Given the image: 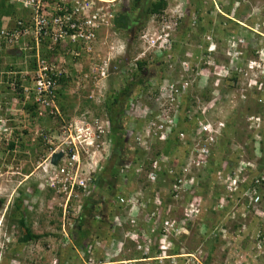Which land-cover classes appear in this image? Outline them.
<instances>
[{
	"label": "rangeland",
	"instance_id": "374dc122",
	"mask_svg": "<svg viewBox=\"0 0 264 264\" xmlns=\"http://www.w3.org/2000/svg\"><path fill=\"white\" fill-rule=\"evenodd\" d=\"M168 1V12L170 14L168 16L175 17L183 22V25L181 24L182 27L180 25L179 29L172 28L170 30V47H154L139 40L140 35L150 26L161 30L160 19L153 18L144 27H141L142 24L134 27L138 35L135 43L129 48V56L133 59L131 64L135 63L137 57L143 55L145 56L143 59L149 57L152 61H156V65L161 66V69L165 67L164 72L161 73L159 69L157 71V68L153 67L155 66L153 63H150L151 68H153V72L151 70L150 72L153 74L157 73L164 78L160 92L168 84V81L175 82L185 77L184 64L186 65L187 60H189L188 64L192 70H188L187 74L190 76L188 77L191 79L193 86L188 89L186 95L177 98L175 102H165L166 107L171 110L178 109L182 98L184 99V105L181 106L188 115L190 114L191 119L198 117L199 123L202 118L203 120L211 121L222 119L226 122V134L231 136L232 145L226 146L228 151L225 153L221 151L222 149H218L222 139L215 146L213 159L216 162H220V166H217V173L203 170L201 173L196 174L192 192L187 191V195L180 203L184 206V204L188 203V199L198 195L204 206L205 204H211L213 207L217 202H223L221 192L223 187L218 185L219 182L217 180L219 172L224 173L226 176H235L236 170L241 166V162L255 161L257 163L256 168H248L243 171L242 179L249 175L250 170L259 169V173L261 172L264 175V169L260 170L258 168L262 158V137L257 133L259 127L254 125L252 127L249 121L250 115L256 114L258 106H255V103L252 104L253 101L251 102L249 99L245 100L247 92L249 97L252 98L251 96L254 92L258 95V93L260 94L263 91L261 83H264V77L259 74L260 69L249 68L247 65L248 56L247 58L244 56L241 59L239 54L234 53L235 48L233 45V41L239 38L250 42L248 52L253 49H264V38L249 30V27L257 29V23L264 25V0H207L208 3L204 6V16L205 19H208V21L206 20L207 23L209 22L207 24L208 30L200 34H198V20L196 21V16H194L193 12L194 7L189 5L191 0ZM203 1L206 2V0ZM188 10L193 12L192 16L189 15ZM185 28H188L189 31L186 32ZM258 29L261 33H264V27ZM117 37L113 30H110L109 34L105 31L98 39L96 47L92 48L91 53L83 52L80 62L75 61L74 64L71 62L67 64L66 70L71 81L63 88V92L67 97L65 99V103L68 105L67 108H71L72 111L63 112L65 119L75 117L78 110L77 114L84 112L83 108L91 110L95 115L103 113L99 112V108H95V106L98 105L100 106L99 110L102 109L101 106L105 102V92L111 88L110 78L108 77L109 79H105L102 82L93 83L83 77L86 74H90L91 67H94V64L99 67L105 60H112L121 56L117 55L121 52V48L114 45L119 40ZM112 46H115V48L113 49ZM209 48L216 50L212 56L215 57L214 61L218 68L205 63L204 57L201 56L202 53H207ZM244 48L248 49L245 46ZM122 57L124 55L119 58ZM4 60L2 59V61ZM165 62L166 64H164ZM110 63L113 64V62ZM110 63L108 66L112 70ZM194 69H197V71ZM225 70L229 71V75L231 72H236L239 77L238 83L233 88H228V90L224 88V81L228 76V73H224ZM256 80L258 82L257 85ZM210 90L212 99L206 102L205 97H210ZM149 97H143L138 99V101L134 99L135 101H133L134 104L138 103L141 107L138 108L140 117L144 112L150 118H154L160 113V111L158 112L159 101L157 99L154 101ZM259 97L261 96L259 95ZM0 98V112L3 115L5 114V116L0 114L2 116L0 119L6 116H13L11 121L19 127L18 132H22L23 129L28 132L24 142L28 141L27 143L29 144L25 150L20 151L17 148L14 152H10L7 151V145H4L6 138L4 136L0 137V145L3 144L0 146V264L99 263L97 260L101 258L98 257L91 261L84 254L81 255L82 252L79 253L76 249H73L71 243L65 244L62 242L58 230L59 223L60 221L69 222V224L72 222L65 219L64 216L57 215L62 208L61 204L65 202L63 201L65 198L46 199V193L48 192V181L46 178L48 179V175L52 171L49 167L46 168V165H43V158L46 155L44 138L37 137L38 135L35 132L39 129H46L48 132V128L53 126V124L58 125L59 121H52L51 118H48L42 123L36 122V120L34 121V119L27 117L25 113L9 109L8 94H4ZM215 100L217 103H213ZM71 102H75L74 107H70ZM130 107L128 108V117H126L128 123L126 126L132 129L133 118H135L136 113L133 112L132 114ZM250 109L253 112H249ZM188 110H191V112H188ZM151 113L153 114L150 115ZM90 115L92 116L93 114ZM104 115L105 113L101 116H107V114ZM43 118H46V116ZM21 119H25L26 123L20 124L19 120ZM37 124L39 125L37 126ZM10 125L13 127L12 124ZM14 138L16 140V135H14ZM33 138L34 140H32ZM39 138L42 139V144H37ZM163 147V144L155 145L154 151H148L147 155L153 159L156 150ZM184 155L183 145L180 149H174L168 166L177 170L178 164H181L184 159ZM230 160L233 161L232 166L228 165ZM105 175L108 176L109 174L106 172ZM141 178H143V181L140 182L141 185H150V183H147L148 178L145 173L144 175L131 176L130 180L136 182ZM172 182L167 183L169 187H171ZM125 183L129 184L128 178ZM259 187L257 194L264 198V185L260 184ZM217 191H219V196ZM108 194L111 193L108 192ZM19 196L25 199V208L28 210L27 217L28 221L32 222L33 231L40 235H46L40 241L28 245L19 244L20 232L18 224L16 219L12 217V213L15 211L14 205L19 200ZM106 198L108 200L109 197ZM234 198L236 203L233 208L225 209L221 212L220 210H213L214 207H207L208 210L204 211L200 219L197 217L193 220V228L185 229L184 227V237L176 242L177 247L182 249L180 258L190 259L191 262L189 264H193L194 260V264H205L204 261L207 256H211L212 253V260H209L208 264H264V237H261L264 236V206L260 204L254 205L250 203V200L247 203L245 197L239 199L235 195ZM106 203L108 202L106 201ZM181 205H179V211L183 208ZM147 216L145 212L144 221L146 222L147 218L149 219ZM180 216L179 218L184 220L182 214ZM65 224L68 225L67 223ZM65 230L70 234L71 228L66 226ZM58 235L60 236L55 237ZM218 237L222 238L221 244L215 242V238ZM134 251L135 249L127 251L128 256L125 258L122 256L121 260L132 258V256H129L132 253L136 254ZM191 256H193L194 260L191 259ZM148 263L139 261L137 264ZM181 264H184V262L181 261ZM185 264H187V261Z\"/></svg>",
	"mask_w": 264,
	"mask_h": 264
},
{
	"label": "built area",
	"instance_id": "2783aa9c",
	"mask_svg": "<svg viewBox=\"0 0 264 264\" xmlns=\"http://www.w3.org/2000/svg\"><path fill=\"white\" fill-rule=\"evenodd\" d=\"M5 1L14 3L25 10L28 13V21L18 20L15 22L19 28H24V30L19 31L12 29L11 25L14 21L12 18H4L0 29V49L3 47L13 48L24 36H32L37 45L42 41L50 40V48L59 44L76 45V48L81 47L84 52L91 53L92 48L99 39V33L102 30L109 32L114 26L117 16V5L121 0ZM161 20L162 34L160 33V35L155 37L156 33L150 35L148 32H145L141 36L143 43L154 47H170L169 29H172L177 22L171 26L165 16H162ZM256 27L257 29L249 27V30L264 38V33H261L258 29H261L264 25L257 23ZM160 39L162 41L158 44ZM239 41V43H243L242 39ZM233 45L234 48L238 47V43H233ZM112 48L114 49L115 46H112ZM237 49H235L234 53L240 55ZM72 55L81 56L82 53L76 51L74 48ZM257 55L259 58L251 60L250 66L260 69V73L264 74V49L258 50ZM37 57L38 67L36 71L30 74L31 78L29 84H26L24 88V93L26 99L35 94V101L40 104L41 111L39 112V117H45L44 111L46 108H49L51 110L50 114L54 115V118L58 117L60 119L58 125L55 124L53 129H48V132L45 129H39L35 134L38 135L37 137L44 138L46 155L43 158V165H46V168L49 167L52 171L49 173L47 180L48 188L54 190L55 195L53 199L65 198L63 200L65 201L64 204H61L63 216L65 219L72 221L70 224L69 222H62L63 234L67 237L69 234L65 230L66 226H71L82 211L83 198L91 196L93 190L98 185L99 177L97 173L103 169L102 161L108 160L111 156L109 151L110 141L106 140V136L111 130V121L108 118L91 116L89 113H84L68 120L64 119L62 111L55 102L56 94H54V91L60 85V77L64 73L69 76L66 70L68 62L64 57L59 58L60 60H57L58 63L48 62L41 58L39 54ZM110 60H105L99 67L94 64V67H91L90 74H86L83 78L93 83L104 81L109 77L108 64ZM190 69L192 70L188 63L184 64L185 77L175 82L168 81V84L164 86L157 99L160 108L166 105L165 102H175L177 98L182 97L191 87L192 81L187 74ZM130 105L131 113H136L133 122L138 123V121L144 120L142 131L136 133V142L141 148L150 151L151 142L165 143L170 140L177 125L176 114L178 109L171 110L165 106L164 110L160 111L156 117L150 118L145 112L140 117L138 108L141 107L138 103L134 104L132 102ZM250 122L252 127L253 125L256 127L260 126V122L255 116H251ZM19 123L24 124L26 120L21 119ZM30 124L32 125V123ZM225 125L226 122L222 119L217 121L205 119L200 122L192 135L180 134L185 150L184 159L177 170H174L171 166H167L169 174H175V177L171 180V182L173 181L170 191L172 196L171 210L179 208L181 201L187 195V191L192 192L195 176L207 167L212 152L222 136ZM14 129L18 130L19 127L17 125L16 127L9 126L6 120L0 119V136H4L7 142L15 139ZM24 131L26 130L23 129L22 132ZM16 139L19 138L16 137ZM59 153H62L63 156L59 164L55 166L52 163V158L55 154ZM240 164L241 166L236 170L235 176H226L222 172L218 173L219 185L223 187L226 194L225 198L222 199L224 204L228 202V198L233 199L236 192L241 189L244 181V177L243 179L241 177L242 172L248 168H256L254 161L241 162ZM152 167L153 169L148 173L147 177L148 180L155 183L158 177L156 173L159 170L158 162H154ZM125 173L126 171L122 170L121 175L125 176ZM136 173H144V168H136ZM254 181L258 186L263 184L264 175L256 177ZM123 188L125 189L126 187L124 186ZM133 191L134 189L127 193L128 198L122 196L118 198V204L123 207V210L115 211L116 208L114 209L112 230L116 234L113 239L103 246L105 260L94 264H135L136 262L133 259L113 261L115 256L117 258L121 254L124 246L130 240L137 243L136 248L138 251L147 252L146 248L148 246H145L146 241H140V234L146 240L147 236L145 234L147 232L139 228L141 226H139L138 222V219L142 216L141 206L144 203L141 200L144 198V192L141 189ZM254 194L255 196L250 199V203L258 205L261 202V197L257 192ZM154 205L156 206L155 214L158 215L157 210L162 206V202L160 199H155ZM181 206L183 208L180 212H182L185 220L183 225H176L169 220L171 219V212L169 208L167 209L168 218L163 220L164 232L161 234L159 240L162 256H159L158 259L161 261L170 258L168 252L172 248L171 237H178L184 231V227L186 229L185 224L198 217L200 199L194 195L187 204ZM178 212L176 211V213ZM71 215L72 217H70ZM119 238L120 240H118ZM96 245L101 247L100 240L96 242Z\"/></svg>",
	"mask_w": 264,
	"mask_h": 264
},
{
	"label": "trees",
	"instance_id": "16d2710c",
	"mask_svg": "<svg viewBox=\"0 0 264 264\" xmlns=\"http://www.w3.org/2000/svg\"><path fill=\"white\" fill-rule=\"evenodd\" d=\"M208 3L206 0H191L190 6L194 7V16H196V21L198 20V31L200 34L201 32H206L208 30L207 28V21L208 19H205V10L204 6ZM126 4V5H125ZM124 6L121 8V11L117 13L116 19H115V24L112 27L113 32L118 36L117 39L122 38V39H128V51L122 60H117V65L115 66V69L111 73V78L109 79L110 81V87L107 92H105V102L101 106L102 109H100V106H95V108H99L98 111L106 113L109 119L112 122V137H113V142H114V150H113V155L112 158L115 157V155L119 154L121 150H126L124 153L123 151L120 153L121 159L123 158L124 160H129L130 162H133L135 165L138 167H143L144 172H151L153 167L154 160L152 158H148L146 156V151L142 149L141 147H138V145L135 143V139L130 138L125 131V126L128 124L126 121V117H128V108L131 104V102L135 101L134 99H141L150 96L149 98L153 99H158L160 95V88L163 84V76H159L157 73L153 74L152 66H150V63H153L155 66L154 68H157V71L159 69V72L163 73L164 68L161 69V66L156 65V61H152L151 58L147 57L144 59H139L137 60L136 66H131L132 58L129 56L130 53V46L135 43V39L137 38V31L134 29L137 25V23L142 24L141 27L146 26L148 21L151 19L152 16L155 17H161L165 11L168 9L169 6V1L168 0H125ZM231 11V10H229ZM190 16H192V11H187ZM4 18H12L13 24L12 29H17L19 31L24 30V28H19L17 26L18 20H23V21H28V13L23 10L20 6L15 5L14 3L7 2L5 0H0V29L2 27V21ZM169 21H173V18H168ZM207 20V21H206ZM177 24L174 25L173 28L179 29L180 25H183V22H181L180 19L176 20ZM211 22V20H210ZM181 25V27H182ZM140 27V29H141ZM211 28V27H210ZM134 29V30H133ZM109 30V31H110ZM186 32L189 31L188 28H185ZM109 32L107 30H102L99 33V37L104 33ZM139 32V29H138ZM136 35V36H134ZM98 41L96 42V44ZM50 40L47 41H42L37 45L36 41L33 39L32 36L27 37L24 36L15 46L14 49L10 47H3L0 49V97L4 94L9 95V109L16 110L17 112L25 113L27 117H30L36 120V122L42 123L44 120L51 118V120L55 121H60V119L54 118V115H51L50 112L51 110L49 108H46L44 111V114L46 115V118L39 117V112L40 110V104L35 101V94L31 95L29 99H26L25 93H24V88L26 84H29L30 78H31V73L36 71L38 67V57L37 55L39 54L41 58L45 59L48 62H56L58 63L57 60H60L59 58L64 57L67 62L75 63V61L80 62L82 56H73L72 55V50L75 48L76 51H79L80 53L84 54L83 50L81 47L72 46V45H67V44H62V45H56L49 46ZM95 44V47H96ZM38 53V54H37ZM202 57H204V62L208 63V53H202ZM245 58L248 57H255V50H250L247 54L244 55ZM2 59H5L2 61ZM23 61V63H22ZM189 60H187L188 63ZM115 62L113 64H115ZM5 63V64H4ZM166 64V62L164 63ZM162 65V64H161ZM157 66V67H156ZM150 70L152 72H150ZM197 71V69H194ZM225 74L228 73L227 78H225L224 81V88L228 90V88L231 89L233 88L236 83L239 81L238 74L236 72H231L229 75V71L225 70ZM224 74V75H225ZM159 77V78H158ZM158 78V79H157ZM70 77L64 73L60 79H59V87L57 90L54 91V94H56V99L55 102L59 106L60 110L62 112H66L68 110H71V108H67L68 105L65 103V99L67 98L65 93L63 92V88L69 84L70 82ZM154 81V82H153ZM262 87L263 91L258 93L256 95V92L251 96L252 98L249 97V93L245 94V97L249 99L252 104L255 103V106H258L256 109V116L261 117V126L258 130L257 133H259L262 137L261 139V144H262V158L258 164V168L260 170L264 169V83L262 82ZM261 87V90H262ZM156 89V90H154ZM260 90V91H261ZM150 94V95H149ZM212 92L210 90L209 96H206V102L208 100L212 99L211 96ZM259 95L261 97H259ZM242 96V95H241ZM254 97V98H253ZM1 99V98H0ZM248 100V101H249ZM259 100H261L259 102ZM153 101V102H154ZM247 101V102H248ZM137 102V101H136ZM152 102V101H150ZM149 102L150 105H152ZM184 99L181 98V105L183 106ZM250 102V103H251ZM75 103V102H74ZM73 102H71L70 107H74ZM91 103V102H90ZM213 103H217L216 100ZM179 106L177 110V125L174 129V133L171 135V138L169 141L165 142L164 147L161 149V153H157V161H158V166L160 165L159 170L156 171L157 173V181L155 183L151 182L148 180V184L150 185H141V179L137 180L136 182L131 180L129 181V185H134L132 187H126L125 189L124 184L125 182H122L120 179V176L118 174L117 170V163H115V166L110 169V179L109 177L105 175V173L101 177V183L99 182V185L94 189V193L91 194L89 197H84L83 198V209L81 214L76 217L75 221V226L71 229V232L67 237L63 235V230H62V222L60 221V225L58 227V230L60 232V235L55 236V237H61V240L63 243H71L73 246H71L73 249H79L83 251L82 254L86 256L89 260H94L96 258H101L97 261L103 262L105 260V252L103 247H97L96 245L97 241H101L103 245L105 246L106 243L114 238V235L116 233L113 232L112 230V217H113V212L114 209L116 208L119 211L123 210V207L118 204V198L120 196L124 198H128L127 193L131 190L134 189V191H137L139 189L143 190L144 192V198L141 200L144 204L141 206L142 214L146 212V214L151 215L154 219V226H156V230H154L151 233V230L153 227V223L147 220L144 221L142 217L138 219L139 222V227L140 229L144 230L147 232L145 235L147 236L146 240L142 237L140 234V241H146L145 246H148L146 248V253L144 251H138L137 250V243L135 241H128L127 244L124 246L123 251L121 254L115 258L113 261H119L122 259V256L125 258L128 256L127 251L129 250H137L134 251L136 254L132 253L129 257L132 256L133 260H144L145 262H149L148 264H181V261L185 262L187 259L180 258V255L182 254V249L178 248L176 245V242L184 237L185 233H181L178 237H171V242H172V248L169 250L168 255L170 258H166L164 260H159V256H162V251L159 247V240L161 234L164 232L163 228V220L168 218L167 216V209L164 208V205L166 202H169V194L171 191V188L168 186V182H171V180L175 177V174H169L168 168H167V158L173 154V150L175 149H180L182 147V140L180 137L181 133H185L187 135H192L195 132V129L199 126V118L196 117L194 119L190 118V114L188 115L186 113V110L182 108V106ZM166 106V105H165ZM165 106L163 107H158V112L163 111ZM185 108V107H184ZM82 110V109H81ZM72 111V110H71ZM188 112H191V110H188ZM249 112H253L252 109L249 110ZM12 113V112H11ZM100 114L101 115H103ZM2 116L3 113L0 112ZM98 114V113H97ZM197 114V113H196ZM0 115V118L2 116ZM8 115V114H7ZM99 115V114H98ZM251 116V115H250ZM202 117V116H201ZM13 116H6L3 118L6 120L7 124L11 126L10 124L13 125V127H16V125L13 124L11 121ZM39 118V120H38ZM198 119V120H197ZM129 120V118H128ZM123 121H125L123 123ZM129 122V121H128ZM197 126V127H195ZM14 133L16 137L19 139H14L12 141H9L4 143V145H7V151L14 152L17 148L18 150L22 151L25 150L27 145H29L26 141V136L28 134L27 131L24 132H18V130L14 129ZM222 142L219 143L218 149H222V152L228 151L226 148L229 145H232V140L231 136L226 134V128L223 130L222 133ZM1 137V136H0ZM115 139V140H114ZM43 141L41 138L37 140V144H42ZM3 145V144H1ZM0 145V146H1ZM38 146V145H37ZM36 146V147H37ZM227 146V147H226ZM134 150V152H133ZM5 152V151H3ZM133 152V153H132ZM123 153V154H122ZM13 154V153H12ZM3 155V154H1ZM214 152L211 155V158L208 162L207 167L204 170H209V172H216L217 173V166L219 165L220 162H216L213 159ZM233 159V158H232ZM233 161H229L228 165L232 166ZM180 164H178L179 167ZM166 166V167H165ZM220 166V165H219ZM116 171V172H115ZM255 171V172H254ZM137 175V173H134ZM139 175V174H138ZM262 176L261 172L259 173V169L257 170H250L249 175L244 177L243 184L241 186V189L236 192V198L242 199V197H245V201L247 203L251 198L255 196L254 193L259 191V186L255 184V178ZM218 180V178H217ZM123 183V184H122ZM218 184V183H217ZM128 185V186H129ZM264 185V182H263ZM107 188L112 192V189L115 187V193H111V196H109L108 200L105 202V207L104 209L103 206H98L102 208V210L106 211V214H102L99 211L95 210L93 208L94 206V201L91 200L99 193H103V187ZM120 186V187H118ZM123 186V187H122ZM37 187V185H35ZM34 187V188H35ZM49 190V189H48ZM133 191V192H134ZM219 191H217V194L219 196ZM54 193L53 189H50L48 193L46 194V199H49L52 197V194ZM18 201L15 202V208H14V213H12V217L16 219V223L18 224L20 236L18 238L19 244L20 245H28L33 242H38L40 241L43 237L46 235H40L37 234L33 231L32 229V222L28 221L27 217V208H25L26 202L23 197L19 196ZM155 199H160L163 203V208L159 211L160 215L155 214V208H154V203L153 201ZM113 200V201H112ZM235 198H230L228 207L226 209H231L235 205L236 201ZM2 201V200H1ZM112 201V204H110ZM3 202V201H2ZM261 206H264V198L261 197V202L259 203ZM205 208L203 207L200 215H198V219L201 218L203 215L204 211L210 207L212 208L211 204H205ZM100 208V211H101ZM209 208V209H210ZM115 209V210H116ZM102 211V212H103ZM109 211V213H108ZM97 212L98 216H102L101 218L97 219V216L95 214ZM164 212L162 215L161 213ZM124 214V213H123ZM58 216L63 215L62 209H60ZM72 217V215L70 216ZM173 223L176 225L180 224L183 225L185 220H182L180 218H176L173 215L170 217ZM96 220V221H95ZM98 220V221H97ZM53 222V221H51ZM97 224H96V223ZM186 228H193V221L187 222L185 224ZM264 237V236H261ZM215 242L217 244H221L222 238L218 237L215 238ZM62 246V245H61ZM212 249V248H211ZM213 251V250H212ZM102 256V257H100ZM177 256V257H176ZM209 260H212V253L211 256L208 255L207 259L204 261L205 264L209 263ZM143 262V261H141Z\"/></svg>",
	"mask_w": 264,
	"mask_h": 264
},
{
	"label": "clouds",
	"instance_id": "9594fccd",
	"mask_svg": "<svg viewBox=\"0 0 264 264\" xmlns=\"http://www.w3.org/2000/svg\"><path fill=\"white\" fill-rule=\"evenodd\" d=\"M124 4H125V0H121L119 3H118V5H117V13L119 12V11H121V8L124 6ZM126 5V4H125ZM168 15H170L169 14V12H168V9L165 11V13L162 15V16H165L166 17V19H167V22L169 23V24H172V23H176V18L175 17H171V16H168ZM161 16V17H162ZM168 16V17H167ZM161 17H155V16H152L151 17V19L149 20L150 22H151V20L153 19V18H158V19H160V22H161V30H159V28H154V27H152L151 28V26H150V28H148L147 30H145L143 33H145V32H148L150 35H153L154 33H156V35H155V37L156 36H158V35H160V33L162 32V20H161ZM173 18V21H169L168 20V18ZM150 25V24H149ZM136 27H138L139 26V23H137V25H135ZM173 28V27H172ZM170 30H172V29H169V33H170ZM152 32V33H151ZM143 33L140 35V41H142V39H141V36L143 35ZM162 34V33H161ZM239 40H241V39H237V40H235V41H233V43H238V49L237 48H235V49H237L239 52H240V55L239 56H241V59L244 57V52H245V54H247L246 52H248V50H249V48H248V46H249V44H250V42H246V39H242L243 40V43H239L240 41ZM161 39L159 40V43L158 44H160L161 43ZM142 43H143V41H142ZM247 43V44H246ZM114 45H116L117 47H120L121 48V52L120 53H118L117 55H124V57H122V58H119V57H121V56H119L118 58L117 57H115L114 59H112V60H110L109 61V63L110 62H115L116 60H117V62H118V60H122L123 58H125V56H126V54H127V51H128V39L126 40L125 39V41H124V39H122V38H120L119 37V40L118 41H116L115 43H114ZM244 46L246 47V48H248V49H245L244 48ZM16 47V46H15ZM12 49H14V47L12 48ZM254 50V49H253ZM259 49H257V50H255V57H248V60H247V65L249 66V68L250 69H255V68H253L252 66H250V61L251 60H253V59H258L259 58V56L257 55V51H258ZM214 52H216V50L215 49H211V48H209V51L207 52L208 53V59H207V61H208V65H212V66H214V67H217L218 68V66H217V64H216V62L214 61L215 60V57H213L212 56V54L214 53ZM140 55H142V54H140ZM143 57H145V56H139V57H137V59L135 60V62L137 61V60H139V59H143ZM117 62H115V64H112V63H110L111 64V67H112V70H110V68H109V73H112V71L115 69V66H117ZM131 66H136V63H134V64H130ZM259 74L261 75V77H264V74H262V73H260L259 72ZM109 78H111V74L109 75ZM109 78H107V79H109ZM106 79V80H107ZM258 84V82H257V80H256V85ZM193 86V84H191V87ZM190 87V88H191ZM188 91V90H187ZM107 92V91H106ZM106 94V93H105ZM184 95H186V93L184 94ZM92 97V96H91ZM83 110H84V112H81L80 114H77L78 113V111H76V115L75 116H80V115H82V114H84V113H89V114H93L92 116H97V117H100V118H108L109 119V117H107V116H105L106 115V113H105V117H103V116H100V115H98V114H96L95 115V113H92L91 112V110H88L87 108H86V110L83 108ZM62 115H63V112H62ZM251 116H255L257 119H258V121L260 122L259 124H260V126H261V117L260 116H256V115H251ZM250 116V117H251ZM204 117V116H203ZM64 118V117H63ZM71 118V117H70ZM70 118H68V119H70ZM65 119V118H64ZM68 119H66V120H68ZM111 121V120H110ZM143 121L144 120H141V122L140 121H138V123H134L133 122V128L132 129H129V128H127V126H125V131L127 132V134H128V136L130 137V138H133V139H135V143L137 144V142H136V133L138 132V131H141V129H142V126H143ZM202 121H203V118H202ZM201 121V122H202ZM250 121V120H249ZM200 124V123H199ZM54 126H55V124H53V126H51V127H49L48 129H50V128H54ZM113 125H112V122H111V130H110V132L108 133V135L106 136V140L107 141H110V147H109V151H110V153H111V156H110V158L108 159V160H106V161H102V166H103V169L100 171V172H98L97 173V175H98V177H99V182L101 183V177H102V175L104 174V173H106L107 171H109V168L111 169V167H114L115 166V163H117L118 165L116 166L117 167V170L116 171H118V174H119V176H120V179H121V181L122 182H126V180H127V178L129 179V181H131L130 180V177L131 176H135V172H136V168H138V166L137 165H135L133 162H130L129 160H126L125 162H123L122 161V159H121V161H119V158H118V155H115V157H113L112 158V153H113V150H114V147H115V145H114V142H113V137H112V134H113V131H112V129H113V127H112ZM260 126H259V128H260ZM226 128V125H225V127H224V129ZM223 129V130H224ZM46 130V129H45ZM54 131V130H53ZM223 133V132H222ZM222 137V136H221ZM221 139V138H220ZM32 140H34V138L32 139ZM146 140V139H145ZM220 141V140H219ZM150 143V142H149ZM219 143V142H218ZM151 144V151H154V148H155V145H159V144H163V145H165L164 143H162V142H154V143H150ZM44 145H45V143H44ZM138 145V144H137ZM218 145V144H217ZM46 146H44V148H45ZM138 147H140L139 145H138ZM143 149V148H142ZM162 148H160V149H158V150H156V153H155V156L153 157V159H154V162H156L157 161V157H156V154L157 153H161V150ZM145 150V149H144ZM146 151V150H145ZM133 152H134V150H133ZM132 152V153H133ZM214 152V151H213ZM212 152V153H213ZM149 152L148 151H146V156L148 157V158H152L151 156L149 157L147 154H148ZM172 156V155H171ZM171 156H169L166 160H167V166H168V164H169V162H171ZM158 162V161H157ZM255 162V161H254ZM256 163V162H255ZM111 164V165H110ZM54 165V164H53ZM160 165L161 164H159V168H160ZM256 165H257V163H256ZM55 166H57V165H55ZM166 167V166H165ZM128 168V169H127ZM161 169V168H160ZM122 170H124V171H126V173H125V176H122L121 175V172H122ZM115 171V172H116ZM145 174H147L148 175V173L147 172H144ZM144 173H142V174H139V175H144ZM132 174V175H131ZM138 174V173H137ZM148 178V177H147ZM46 180H47V178H46ZM110 180H112V178L110 179ZM48 181V180H47ZM129 181H128V183H129ZM99 182H98V185H99ZM97 185V186H98ZM129 185V184H128ZM126 183L124 184V186H128ZM219 185V184H218ZM116 187V186H115ZM115 187H114V189H115ZM171 188V187H170ZM49 189V188H48ZM50 190V189H49ZM48 190V191H49ZM94 191L95 190H93V192L92 193H94ZM108 192H109V190H108ZM221 192H222V197L224 198L225 197V193H224V190H223V188L221 189ZM48 193V192H47ZM46 193V194H47ZM115 193V192H114ZM113 193V194H114ZM108 194V193H107ZM54 193L52 194V197H51V199H53V197H54ZM109 195L111 196V194H108V197H109ZM196 197H199L198 195H195ZM169 198H170V200H169V202H166V204L164 205V208H166V209H170V206L172 205L171 203H172V196H171V194H169ZM107 199V198H106ZM190 199H188V201H189ZM161 201V200H160ZM162 202V201H161ZM153 203H154V201H153ZM203 202H202V200H200V212H201V210H202V208H203V204H202ZM228 203H229V198H228V202H226V204H224V202L222 203L221 201L220 202H217V204L216 205H214L212 208H213V210H216V211H223V210H225L228 206ZM111 204H112V202H111ZM154 208H155V211H156V206L154 205ZM163 208V203H162V206L160 207V209H158L157 211H158V214L160 215V210ZM62 209V208H61ZM83 209V208H82ZM179 209V208H178ZM178 209L177 210H174L175 212L177 211L178 212ZM115 211H118L117 209L115 210ZM181 211H182V209H181ZM62 212H63V210H62ZM82 212V211H81ZM81 212H80V214H81ZM200 212H199V214L198 215H200ZM108 213H109V211H108ZM114 213V212H113ZM79 214V215H80ZM162 215L164 214V212H162L161 213ZM182 214V212H178V213H176V215L174 216V217H176V218H179V217H181L180 215ZM78 215V216H79ZM114 215V214H113ZM148 215V217H149V219H150V221L153 223V225H151L152 227H153V229L151 230V233L154 231V230H156V226H154V218L153 217H151V215H149V214H147ZM171 215H172V213H171ZM170 215V216H171ZM63 216V215H62ZM97 216V219H99V218H101V215L100 216H98V215H96ZM144 216H145V212L142 214V219H144ZM182 217H183V214H182ZM75 226V221H73V223L71 224V226H69L68 228H73ZM119 233V232H118ZM119 234H121V233H119ZM118 234V235H119ZM69 236V235H68ZM68 236H67V238H68ZM216 236H219V235H216ZM118 240H120V238L118 239ZM101 242V241H100ZM101 247H103L104 245H103V243L101 242V245H100ZM97 247H99V246H97ZM76 251L77 252H82L83 253V251H81V250H79V249H77L76 248ZM81 255H83V254H81ZM208 257V256H207ZM187 259V263L189 262H191L190 261V259H188V258H186ZM192 260H194L193 259V257L191 258ZM92 261V260H91ZM97 262H99V261H97ZM194 263H195V260H194ZM193 263V264H194ZM86 264V263H85Z\"/></svg>",
	"mask_w": 264,
	"mask_h": 264
},
{
	"label": "crops",
	"instance_id": "0c3cea01",
	"mask_svg": "<svg viewBox=\"0 0 264 264\" xmlns=\"http://www.w3.org/2000/svg\"><path fill=\"white\" fill-rule=\"evenodd\" d=\"M125 121H123V123H124ZM123 151V153L126 151V150H121V151H119L120 153ZM120 153L119 154H117L118 155V158H119V161H121V156L122 155H120ZM122 153V154H123ZM122 161L123 162H125L126 161V159L124 160L123 158H122ZM107 174H109L108 176H110V168H109V171H107ZM123 184V183H122ZM132 186H134V185H129V186H125V187H132ZM103 187V186H102ZM118 187H120V186H118ZM123 187V186H122ZM109 192H110V190H109ZM115 192V189L113 188L112 189V192H110V193H114ZM108 190H107V188H105V187H103V193L102 192H99L95 197H94V199L92 198L91 200H93L94 201V206H93V208L95 209V210H97V211H99L100 213H102V214H106V211L104 210H102V208L101 207H99L98 208V206H103L104 207V209H106V207H105V202H106V197H108ZM206 206V205H205ZM205 206H203L204 208H205ZM100 208H101V211H100ZM103 211V212H102ZM207 211V210H206ZM170 212L172 213V215L173 216H175L176 215V212L174 211V210H171L170 209ZM95 214L97 215L98 213L97 212H95ZM102 217V216H101ZM148 217V216H147ZM147 220L150 222V219H148L147 218ZM96 221V220H95ZM98 221V220H97ZM96 223V222H95ZM97 224V223H96ZM118 234V233H117Z\"/></svg>",
	"mask_w": 264,
	"mask_h": 264
},
{
	"label": "water",
	"instance_id": "95a60500",
	"mask_svg": "<svg viewBox=\"0 0 264 264\" xmlns=\"http://www.w3.org/2000/svg\"><path fill=\"white\" fill-rule=\"evenodd\" d=\"M62 156H63L62 153L55 154V155L53 156V158H52V163H53L54 165H58V164H59V161H60V159H61Z\"/></svg>",
	"mask_w": 264,
	"mask_h": 264
},
{
	"label": "bare ground",
	"instance_id": "6f19581e",
	"mask_svg": "<svg viewBox=\"0 0 264 264\" xmlns=\"http://www.w3.org/2000/svg\"><path fill=\"white\" fill-rule=\"evenodd\" d=\"M135 251H137V250H135ZM138 261H143V262H145V261L142 260V259H140V260H136V259H135V260H134V262H136L135 264H137Z\"/></svg>",
	"mask_w": 264,
	"mask_h": 264
}]
</instances>
